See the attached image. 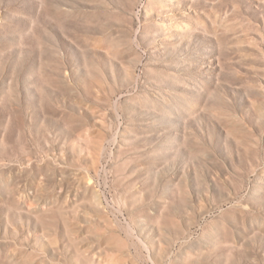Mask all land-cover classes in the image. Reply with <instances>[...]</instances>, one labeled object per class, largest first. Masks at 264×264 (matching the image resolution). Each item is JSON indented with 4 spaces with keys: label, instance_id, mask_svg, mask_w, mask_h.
I'll return each mask as SVG.
<instances>
[{
    "label": "rangeland",
    "instance_id": "obj_1",
    "mask_svg": "<svg viewBox=\"0 0 264 264\" xmlns=\"http://www.w3.org/2000/svg\"><path fill=\"white\" fill-rule=\"evenodd\" d=\"M0 264H264V0H0Z\"/></svg>",
    "mask_w": 264,
    "mask_h": 264
}]
</instances>
